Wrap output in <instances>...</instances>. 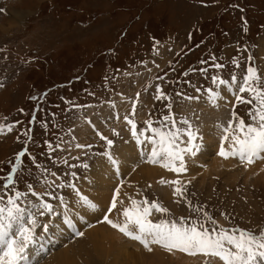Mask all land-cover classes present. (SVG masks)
Here are the masks:
<instances>
[{
    "label": "rangeland",
    "instance_id": "374dc122",
    "mask_svg": "<svg viewBox=\"0 0 264 264\" xmlns=\"http://www.w3.org/2000/svg\"><path fill=\"white\" fill-rule=\"evenodd\" d=\"M249 68L259 77L256 86L264 88V0H0L3 203L19 192L17 202L25 209L20 224L29 222L31 228L33 215L37 226L53 225L56 214L51 216L43 205L55 207L75 194L73 188L105 157L102 134L115 141L111 151L118 153L114 157L119 167L104 194L130 182L137 201L147 199L168 210L153 209V223L183 219L217 231L260 234L264 153L253 163L219 154L227 134L224 128H235L239 120L253 123L257 101L252 93L241 91ZM215 92L220 96L210 99ZM226 96L230 98L224 101ZM128 120L137 125L138 138L132 136ZM149 125L165 133L179 129L182 141L188 129L197 134L199 151L184 155L186 171L180 172L187 177L191 166L194 179H172V173L175 177L180 173L162 167L163 160L149 162L156 146L147 138L159 141ZM127 144L129 153H121L118 149ZM231 145L229 135L226 151L231 152ZM204 152L205 166L199 164ZM214 157L226 162L225 167L218 166L219 172L217 165L209 167ZM230 159L236 166L227 164ZM243 165L256 167L252 172ZM147 170L150 178L142 176ZM177 180L179 185L171 183ZM100 184L96 180L88 184L94 187L89 194L95 200L103 194ZM176 187L183 190L182 196L175 193ZM92 196L85 193L80 204L88 201L91 207ZM106 203L99 206L100 214ZM43 230L37 237L46 242ZM53 243L46 247L48 254L61 248L62 243ZM134 246L115 256L118 264L150 254L139 244ZM156 246L170 257L165 264H189L192 255ZM175 254L186 259L178 263ZM195 257L197 264H224L218 257L200 253Z\"/></svg>",
    "mask_w": 264,
    "mask_h": 264
},
{
    "label": "snow or ice",
    "instance_id": "6c2138e0",
    "mask_svg": "<svg viewBox=\"0 0 264 264\" xmlns=\"http://www.w3.org/2000/svg\"><path fill=\"white\" fill-rule=\"evenodd\" d=\"M216 67L221 66L216 65ZM248 73L249 75L241 91L252 93L253 99L257 101L255 115L252 116L253 123L246 124L245 121L239 120L235 128L231 125L224 128L223 131L227 134L222 137L223 142L219 146V154L224 158L238 156L242 161L246 160L248 163H253L255 157L264 153V88L256 86L259 77L255 69L249 68ZM219 82L220 84L225 83L223 80ZM238 99L241 98L238 97ZM242 102L251 104L252 100H242ZM172 123L175 124L174 119ZM183 123L187 124L188 122L185 120ZM128 124L131 125L132 136L138 138L135 122L128 120ZM148 129L153 136H159V141L151 137L147 138L156 146L152 150V159L149 162L157 164L163 160L161 166L168 170L176 173L186 171L184 155L186 153L195 155L199 151V144L196 143L199 139L197 134L188 129L184 132L187 139L182 141L179 129L169 133L152 128L151 125L148 126ZM8 130L11 131V128L9 127ZM2 131L3 129L0 128V133ZM229 135H231L232 140L231 152L226 151L224 146V142L229 140ZM100 139L105 141L107 147L105 156L115 164L116 161L113 159V152L111 151L115 147V141L102 134ZM20 155H23V153ZM176 161H179V167L175 166ZM9 179L11 180L12 177H9ZM161 183H164V181H161ZM171 183L179 185L180 181H172ZM118 193L119 189H117V195ZM175 193L182 196L183 190L176 187ZM21 195L18 192L15 198L9 197L6 205L3 203V198L0 197V264H22L26 259L28 247L35 243L34 228L36 220H31V228L20 224L25 212V209L17 202ZM129 199L131 206L123 208L119 213L123 217L122 221L109 219L112 211L117 209L115 198H113L104 220L113 229L118 230L126 237L139 241L149 251L152 250L150 244H156L169 251L175 249L190 255L200 253L213 258L218 257L224 264H264V231L260 234L239 229H220L217 231L216 228L209 229L204 223L197 224L196 221H193L191 225L186 224L183 219L179 223L166 220L153 223L149 219L153 209L161 213H167L168 210L158 203H150L147 199L143 201ZM85 202L88 203V201ZM141 205H144V207H141ZM43 207L47 211H51V205L44 204ZM92 207H95V205H92ZM205 216H207V213H205ZM208 220L213 224L216 223L211 220V217H208ZM18 224H20L19 231L13 234V229ZM44 230L47 231V225L44 226ZM78 235H83V233H78Z\"/></svg>",
    "mask_w": 264,
    "mask_h": 264
},
{
    "label": "bare ground",
    "instance_id": "6f19581e",
    "mask_svg": "<svg viewBox=\"0 0 264 264\" xmlns=\"http://www.w3.org/2000/svg\"><path fill=\"white\" fill-rule=\"evenodd\" d=\"M219 96L220 94L215 92V93H211L209 98L213 100L214 99L213 97L216 98ZM236 97H234V100L232 102L230 101L231 105H234ZM228 98L230 97L226 96L224 98V101L228 100ZM218 104L222 106L224 102H221V103L217 102L216 105ZM226 105L227 104H224L223 106H226ZM217 139L220 140L219 138ZM214 140L216 139L214 138ZM217 147L218 146H216V148ZM118 150L121 153L123 152L129 153L130 145L129 144H127L126 146L122 145L120 146V149ZM117 154L113 155L114 160H116L114 156H116ZM202 154L203 156L199 157V164L205 162L204 158L206 156V153L204 152ZM211 159L212 160H211V163L209 164V167H212L213 165H217V167L224 166V163H226L224 160H221V158L219 159V157H214ZM111 163L112 162L109 161L106 156L102 158L95 165V167L91 170V172L87 175V179L82 180L81 182H78V185H76L73 188V190L75 191V194L72 197H70V199L66 198L67 200H64L65 202H60L55 207L51 206V211L50 212L48 211V212L51 216H54L56 214V216H54L56 217V221L54 220L55 223L49 226L47 228V231L43 230L45 231L44 238H46V242H44L45 240L43 238L37 237L39 236V232L41 231V229H43L44 226H37V225L35 226L34 228L35 243L28 247L27 254H26V259H28V261L31 264H118V261L115 260V256H117L118 254H121V255L125 254L129 246H134L137 244L141 246L144 252L146 250L150 253L146 255L147 258L146 257H142V258L132 257L131 259L127 260L126 263L119 262V264H155V263L165 264L167 259L170 258L167 255V253L166 254L164 253L163 250L159 251V249L156 248L157 247L156 244H150V247L152 250L149 251L143 245H141L139 241L130 239L129 237L127 238L123 237L125 235L120 233L118 230L113 229L109 224L105 222L104 216L107 214V210L110 208L113 198L116 199L117 209L112 211V213L109 215V219H113V220L119 219V221H122L123 217L120 216L119 213L122 211L123 208L131 206V201L129 198L137 200L139 196L138 193L133 191L132 185L130 182H128L126 185H124L121 188H119V186L115 188L114 193L110 192L108 194H104L106 190H110L109 182L110 181L112 182L114 178V174L118 173L116 170L117 168H119L117 163L112 164V167H110ZM236 163L237 162L231 159L228 160L227 162V164H230V165L233 164L234 166H236L235 165ZM256 164L258 165V163ZM260 165L264 166V163H261ZM243 166H244V169L248 168V170L250 171H252L254 168V166H248V165H243ZM218 170H219V167L217 170L215 168V171H218ZM156 171H157V168H155V172ZM187 172H188L187 177H184L185 173H180L177 177H175L173 175L174 173H172L170 177L172 179L181 178L184 181H187V178L189 177H191V179L195 178L196 171L194 168H192L191 166H188ZM142 176L143 177L145 176V178L146 176H149L150 178L152 176V172L150 170L144 171L142 173ZM92 180L101 182V184L99 185V189L100 191L103 192V194L99 196L98 200H95L96 196H92L89 194L94 189L93 186L92 187L88 186V184L91 183ZM117 189H119L118 195H117ZM85 193L89 197L91 196L93 197L92 202H90L91 207L89 206V202H88V205L83 204V203L80 204L81 197ZM106 200H107V203L105 202ZM104 203H106V206H105L106 208H102L101 211L103 210V212L100 214V211H99L100 209L98 210V208L100 205ZM92 205H95V207H92ZM153 216L154 215L151 214L149 216V219L152 218ZM32 219H33V215H32V218L29 219V221H31ZM45 219L47 220V218ZM22 225L24 227H28L29 222L28 223L26 222ZM73 231H75L74 236H69L68 238H66L67 234H69L70 232L71 234H73ZM78 233H83V235H78ZM53 242L62 243V245L60 246L61 248H59L60 250L57 249L58 251L55 252L54 254L53 253L48 254L50 249L46 247L49 243H53ZM134 248L136 252H140L139 246H134ZM157 251H159V253H157ZM176 256H177L176 261H178V263H181L182 259H186L185 257L180 259L179 257L181 256L179 254ZM187 260L189 261L188 262L189 264H197V261L199 260V258H196L195 255H192L188 257ZM185 262L187 261H184L181 264H185ZM24 263L25 262L23 261L22 264ZM214 263L215 262L213 261V264ZM215 264H218V263H215Z\"/></svg>",
    "mask_w": 264,
    "mask_h": 264
}]
</instances>
